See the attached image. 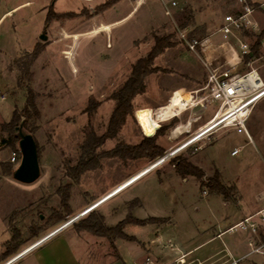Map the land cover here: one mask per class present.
<instances>
[{"label":"rangeland","instance_id":"obj_1","mask_svg":"<svg viewBox=\"0 0 264 264\" xmlns=\"http://www.w3.org/2000/svg\"><path fill=\"white\" fill-rule=\"evenodd\" d=\"M34 1L31 9L38 10L39 3L45 0ZM135 2L55 0L53 3L50 0L46 10L53 4L52 10L58 16L48 24L45 13L36 14V11H33L32 23L27 24L26 17L20 25L15 23L18 33L10 41L11 50H15L17 41L30 49H20L9 61L16 81L8 88L11 97L6 101L15 104L21 114L28 91H33L38 113L27 121L39 148L40 175L30 183L14 179L12 171L20 160L18 143L10 147L1 145L5 152L0 164V244L10 235L3 229L2 214L9 212L7 226L12 235L22 239L34 234L43 236L81 211L75 222L60 231L70 239V250L80 264H110V259L117 256L116 240L120 246L127 244L121 252L123 264L134 261L141 264L145 257L136 256L140 245L135 241L97 235L77 228L75 223L88 216L92 209L103 215L107 226L116 225L129 215L138 219L163 218L166 219L163 222L144 225L125 223L123 231L138 241H145L146 245L158 242L169 251L180 247L187 250L208 236L216 216L235 222L240 214L253 213L261 207L264 96L254 104L245 120L250 138L237 127L213 129L204 138L157 162L180 147L197 126L213 116L214 110L192 106L191 92L206 84L208 70L203 63L206 56L212 66L231 67L225 60V56L229 57L227 46L213 32L225 15L239 10L236 0H145L134 5ZM254 17L262 31L264 11L255 12ZM9 24L7 20L0 32ZM41 33L46 35V40L39 38ZM181 33L185 34L184 38ZM240 35L251 45L254 43L255 36L250 31L246 34L242 31ZM162 37L167 43L149 64L155 70L144 77V91L131 99V112L116 135L101 139L116 105L113 94L130 76L136 61L146 57ZM188 38H209L206 53L191 51ZM37 46L41 50L30 62V56L25 53ZM249 60L264 79V54L260 49L258 56L245 58L244 63L236 64V69L248 70ZM20 61L28 66L27 74L21 69ZM176 114L175 120L169 118ZM188 122L191 125L186 126L187 131L174 129V124ZM163 124L169 126L156 137L163 151L155 158H128L110 153L118 144L139 143ZM6 136L0 126V138ZM234 148L239 152L231 155ZM173 158L192 163L198 175L180 174ZM216 176L229 189L230 197L226 200L223 194L211 192L207 185ZM63 199L71 213L55 223L51 215L54 210L65 212ZM88 207L92 208L85 211ZM13 209L18 211L15 215H11ZM258 217L254 219L259 221ZM246 232L235 227L224 238L241 237ZM250 233L256 243L264 241L261 224L255 233ZM206 249L209 248L198 246L186 259L201 258ZM260 256L264 264V255ZM99 258L108 261L101 262Z\"/></svg>","mask_w":264,"mask_h":264},{"label":"crops","instance_id":"obj_2","mask_svg":"<svg viewBox=\"0 0 264 264\" xmlns=\"http://www.w3.org/2000/svg\"><path fill=\"white\" fill-rule=\"evenodd\" d=\"M48 1L50 0H45L43 3H39V7H37L38 11L31 9L36 3L34 0H0V27L3 26L7 20H10V24L6 28H3L0 32V96L3 97L0 98V122H8L12 117L13 110L15 109V104L7 103L6 101L7 98L11 97L8 93V88L12 87V85H14L13 83L16 81L15 71L9 69V61L20 49H30L24 44H21L20 41H17L14 45L15 50H11L13 47L10 41L13 39V36L18 33L15 29V23L16 25H20L24 22L25 17V22L27 24L32 23L34 20L33 11H36V14L42 12L44 15L45 13L46 17V6ZM138 1H141V4H143L145 0H136L134 5H138ZM37 34L38 32L35 33V35ZM177 114L169 118L176 117ZM189 125H191L189 122L180 126L174 124V129H177L176 132H182L184 130L187 131ZM186 126L188 127L186 128ZM4 152L5 150L1 146L0 142V164L3 160L2 158ZM259 208L260 207H258L253 213H255ZM253 213L246 211V213L240 214L241 216H238L235 222H227L229 219L225 217L223 218V216H216L214 219L215 225H210L211 230L208 231V236H206L199 244L191 246L187 250L180 247L179 249L169 251L168 249L161 247L158 242H147L148 245H146L145 241H135V243L140 245L138 249L139 251H135L136 256L140 257V259L150 257L154 261V264H169L170 262L175 264H262L261 260L263 257L260 255H264V246L261 249V252L254 250V248L259 246L262 242H260V244L256 243L254 239L255 237L252 233L247 231L245 235H242L241 237L232 236L224 238L229 233L232 234L231 232L234 230L231 229L232 226ZM8 215L9 212L5 215H1L3 217V229L8 230L10 235L8 239L2 241L0 244V264H80L74 252L70 250V239L68 238V240L66 236L61 235L62 232L60 231L62 229L56 232H54L55 229L51 230L40 237L32 235L22 239L17 238V249L9 255L3 256L6 251V243L9 242L13 236L6 223ZM126 245L127 244H123L120 246L117 244V240L114 241V248L116 249L117 256L110 259V264H123L121 261V252L126 250ZM198 246L204 248L207 247L209 249L205 250L201 258H192L187 260L186 257L188 254ZM135 247L138 248L137 245ZM136 248L133 247V250H137ZM256 255L259 256L256 258ZM99 260L101 262L108 261V259L104 260L103 258H99Z\"/></svg>","mask_w":264,"mask_h":264},{"label":"built area","instance_id":"obj_3","mask_svg":"<svg viewBox=\"0 0 264 264\" xmlns=\"http://www.w3.org/2000/svg\"><path fill=\"white\" fill-rule=\"evenodd\" d=\"M236 2L239 10L234 14L225 15L221 25L213 32V34H219L223 39V45L227 46L226 50L229 52V57L225 56V60L231 64V67L221 69L218 66H212L209 56H206L203 63L208 70L207 81L205 86L191 92L192 106L214 110L213 116L209 120L215 118L216 114L222 111L219 113L221 120L215 129L237 127L239 132L250 138L246 130L245 120L254 104L264 96V79L258 68L250 64L251 60L247 63L249 65L248 70L240 72L236 69V64L244 63V59L248 56L254 58L251 53V44L241 35L239 36V33L251 31L256 35L260 34L261 30L254 14L257 11H264V0L258 2L259 7L251 4L249 0H236ZM172 5H175V1H172ZM181 35L183 38L185 37L184 33ZM209 41V38L202 40L188 38L187 46L195 53L205 54ZM260 50L264 54V38L260 43ZM201 91L203 93L199 94ZM0 98L3 97L0 96ZM248 99L250 100L245 102ZM238 152L239 149L234 148L231 155H236ZM15 159V156L11 158L12 161ZM261 200V207L253 215L247 216L232 226L231 229L240 227L255 233L259 224L264 227V191ZM256 215L259 216V221L254 219ZM263 246L264 241L254 250L261 252ZM133 264L140 263L134 261ZM141 264H153V260L150 257H145Z\"/></svg>","mask_w":264,"mask_h":264},{"label":"trees","instance_id":"obj_4","mask_svg":"<svg viewBox=\"0 0 264 264\" xmlns=\"http://www.w3.org/2000/svg\"><path fill=\"white\" fill-rule=\"evenodd\" d=\"M53 3L55 0H52ZM251 4L258 6V2H250ZM106 3H103L105 6ZM103 6V7H104ZM53 4H50L49 10L46 13V19L45 22L48 24L51 19L56 18L58 15L53 12L52 10ZM248 33V31H244V34ZM251 35L255 36L254 43L251 45V53L252 57L258 56L259 49H260V43L264 37V28L260 32V34L256 35L253 32L250 31ZM167 42L165 41V38H158L156 41V44L152 48V50L148 53V55L144 58H139L136 63L133 65L130 76L127 78V80L124 82L122 87L117 90L113 96L116 99V105L115 108L110 116L108 127L106 129V132L100 137L101 139H108L112 138L116 135L119 127L124 122L126 115L131 112V99L138 93H141L144 91V77L151 72L152 70H155V68H150L149 64L153 61L155 56L161 51L164 44ZM41 50L40 47L34 48L32 51H26L25 55L30 56L29 60L32 62L38 55L39 51ZM247 58H250L248 56ZM21 69L24 71V73H28V66H26L25 61L19 62ZM21 114H18L16 108L13 110L12 117L8 122H2L1 123V130H4L7 133V136L5 138H1V145L3 146H13L15 142L18 143V136H17V126L21 124L22 128L32 133V129L28 125V119L31 118L32 114L36 115L37 109L34 102V94L32 90L28 91V97H27V103L21 110ZM175 120V118H173ZM169 124H163L161 125L156 132L153 135H145L142 140L139 143L129 145L125 143H121L116 145L113 150L110 151L111 154L119 155L121 157H128V158H134V157H141L145 156L148 157V159H153L157 155H159L163 149L157 144L156 137L165 132V130L168 128ZM36 140V139H35ZM37 143V141H36ZM38 149V157H40L39 154V148L37 144ZM19 151V150H17ZM19 155V152H18ZM173 158V165L176 167V169L180 172V174H188L193 173L198 175L196 173V167L192 165L187 160H179L178 158ZM11 170V169H9ZM209 186L211 192H215L218 194H223L224 199H228L230 196L228 195V188L221 184V182L218 180L217 176L214 177L211 181L207 183ZM62 206L64 208V213H60L57 210H54L52 212V218L54 219V222H58L63 219V217L67 214L71 213V210L68 208L66 204V199L62 200ZM18 211L13 210L11 212V215H15ZM166 219L163 218H156V217H148L144 219H138L135 217H132L129 215L127 218L119 221L116 225L113 226H107L104 224L103 215L99 213H95L94 211H90L89 215L80 219L78 222L75 223L77 228H84L86 230H89L97 235L107 236L108 238L117 237L122 238L128 241H138L137 238L133 235H129L123 231V226L125 223H135L144 225L147 223H158L163 222ZM75 222V221H74ZM36 235V234H34ZM18 236L13 235L12 239L6 243V251L3 256L9 255L11 252H14L17 249L18 242H17Z\"/></svg>","mask_w":264,"mask_h":264},{"label":"water","instance_id":"obj_5","mask_svg":"<svg viewBox=\"0 0 264 264\" xmlns=\"http://www.w3.org/2000/svg\"><path fill=\"white\" fill-rule=\"evenodd\" d=\"M39 38L46 40V35L41 33ZM17 136L20 160L12 171V176L20 182L30 183L38 179L40 175L37 143L33 134L25 131L21 124L17 126Z\"/></svg>","mask_w":264,"mask_h":264},{"label":"bare ground","instance_id":"obj_6","mask_svg":"<svg viewBox=\"0 0 264 264\" xmlns=\"http://www.w3.org/2000/svg\"><path fill=\"white\" fill-rule=\"evenodd\" d=\"M193 99H191L192 101ZM245 100V102L249 101ZM222 112V111H221ZM219 112V113H221ZM219 113L216 114L215 118L208 120L207 122H205L204 124H201L199 126H197L194 130V133L191 135V137H189L180 147H178L177 149H175L173 152L165 155L164 157H162L161 159H159L157 162H160L162 159H164L165 157H168L170 155H172L173 153L177 152L178 150L184 148L185 146L191 145L195 142H197L198 140H200L201 138L205 137V134L208 133L209 131L213 130L216 128V125L220 122V118H219ZM238 116V115H237ZM247 130V128H246ZM248 132V130H247ZM92 207H88L87 210L85 211H89ZM83 211V212H85ZM82 214V212L76 214L74 217H72L70 220L66 221L63 225H61L60 227H58L57 229L54 230V232L59 231L61 229H63L64 227H66V225L70 224L73 221H76L80 215Z\"/></svg>","mask_w":264,"mask_h":264}]
</instances>
